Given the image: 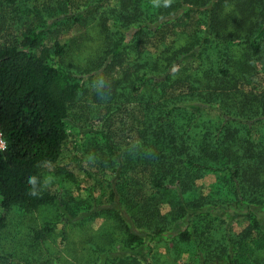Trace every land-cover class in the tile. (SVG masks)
Wrapping results in <instances>:
<instances>
[{
    "label": "trees",
    "instance_id": "1",
    "mask_svg": "<svg viewBox=\"0 0 264 264\" xmlns=\"http://www.w3.org/2000/svg\"><path fill=\"white\" fill-rule=\"evenodd\" d=\"M109 1L86 0L96 8L82 20L76 16L80 24L97 19L103 31L100 55L87 67L59 62L68 53L65 44L40 48L45 28L31 27L16 39L0 7V126L7 141L0 151V229L15 206L33 212L57 201L44 170L62 155L77 102H101L95 113L108 111L110 119L116 105L133 103L140 127L132 140L121 145L120 132L110 128L100 150L112 166L119 150L122 209L114 212L128 246H143L149 241L143 233L156 240L191 217L171 242L195 235L208 246L200 264H246L233 248L260 228L253 207L264 212V89L246 88L259 63L264 72V0ZM0 6L17 12L18 0H0ZM168 33L174 37L164 50L141 47ZM210 172L227 175L232 199L199 193L198 180ZM231 204L249 207L251 224L239 234L229 226L216 234L212 214ZM52 230L47 224L37 236ZM248 261L264 264L263 245Z\"/></svg>",
    "mask_w": 264,
    "mask_h": 264
},
{
    "label": "rangeland",
    "instance_id": "2",
    "mask_svg": "<svg viewBox=\"0 0 264 264\" xmlns=\"http://www.w3.org/2000/svg\"><path fill=\"white\" fill-rule=\"evenodd\" d=\"M110 2L113 5L117 0ZM66 4L70 5L68 9ZM96 6L86 0H18L17 12L9 11L7 6L0 7L5 9L7 22H12L16 39H21L31 27L45 28L40 48L52 47L55 42L65 44L68 53L62 59L58 58L59 62L87 67L100 55L103 31L97 19L80 24L76 22V16L82 20ZM59 17L63 22L57 24ZM173 37L171 33L166 39L157 35L147 39L141 47L146 51L160 52L173 41ZM257 68L259 74L246 85L247 90L264 89V72L260 63ZM96 84L92 83L91 89L96 88ZM76 105L77 113L73 109L68 121L69 136L64 142L62 155L44 170L45 183L57 196V201L33 212L15 206L7 213L5 226L0 229V264H121L120 261L128 257L137 258L140 264H200V257L208 249L203 239L193 235L190 241L171 242L169 238L187 226L191 217L156 240L143 233L149 241L135 248L128 246L125 231L118 227L114 210L122 209L117 193L120 154L116 150V155L111 156L118 162L112 166L100 155V150L110 128L120 132L121 145L125 139L132 140L134 131L140 127L136 104L116 105L113 119L105 110L97 115L95 109L101 102L91 101L90 97ZM98 154L104 162L100 163ZM226 177L223 172L207 173L198 180L199 193L205 196L214 193L215 197L221 196L227 201L232 199L230 185L224 181ZM223 185L224 193L219 194ZM248 208L231 204L215 210L212 215L217 219L212 230L218 234L229 226L231 232L239 234L251 224L246 215ZM253 208L260 228L254 230L250 241L233 248L236 258L246 264H251L248 260L258 245L264 247V212ZM169 210L170 205L163 203L162 211ZM2 211L0 206V217ZM197 212L192 211V214ZM47 224H51L53 230L38 237L37 232L42 234ZM131 225L134 231L143 232ZM221 241L225 240L222 238Z\"/></svg>",
    "mask_w": 264,
    "mask_h": 264
},
{
    "label": "built area",
    "instance_id": "3",
    "mask_svg": "<svg viewBox=\"0 0 264 264\" xmlns=\"http://www.w3.org/2000/svg\"><path fill=\"white\" fill-rule=\"evenodd\" d=\"M7 148V141L6 138L1 130V126H0V151H5Z\"/></svg>",
    "mask_w": 264,
    "mask_h": 264
}]
</instances>
